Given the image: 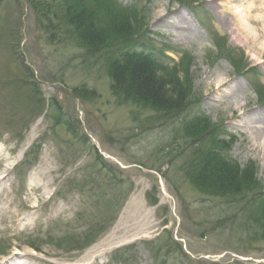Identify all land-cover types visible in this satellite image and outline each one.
<instances>
[{"label":"rangeland","instance_id":"1","mask_svg":"<svg viewBox=\"0 0 264 264\" xmlns=\"http://www.w3.org/2000/svg\"><path fill=\"white\" fill-rule=\"evenodd\" d=\"M190 1L98 3L101 16L131 19L136 49L188 80V109L161 118L112 92L124 45L92 52L44 31L42 0H0V149L14 213L0 223L1 260L24 249L48 264H264V243L238 218L247 204L203 195L188 175L204 150L226 146L241 167L255 164L264 191V0ZM193 120L206 132H187Z\"/></svg>","mask_w":264,"mask_h":264},{"label":"trees","instance_id":"2","mask_svg":"<svg viewBox=\"0 0 264 264\" xmlns=\"http://www.w3.org/2000/svg\"><path fill=\"white\" fill-rule=\"evenodd\" d=\"M87 1L89 0H42L41 3H33L36 4V11L40 9V13H37L38 23L48 35L64 33L79 46L92 52H101L118 45L125 46L114 52V58L110 62L109 75L114 95L150 109L161 118L166 115L176 117L184 113L189 107L186 97L189 85L183 72L169 68L154 53L134 47L133 37L138 30L130 18L116 12L113 15L109 12L110 8H106L108 10L101 16L97 10L98 3L102 0L90 1L95 5L94 9L92 5H87ZM175 1L184 5L192 3L190 0ZM59 40L60 38H56V41ZM228 58L237 69L242 67L243 61L235 60L232 53ZM194 121L186 123V131L199 129L200 133H205L208 124L194 127ZM229 150L230 147L219 145L204 150L202 159L195 161V168L188 175L192 184L203 195L211 198L220 196L247 204L238 215L241 226L251 225L255 229L251 242L264 243V191L256 180L255 164L241 167L229 157ZM92 233L95 234L94 231ZM91 238L92 234L87 235L88 240ZM127 253L131 252H118L122 256ZM127 261L120 263L116 258L114 260L115 264H127Z\"/></svg>","mask_w":264,"mask_h":264},{"label":"bare ground","instance_id":"3","mask_svg":"<svg viewBox=\"0 0 264 264\" xmlns=\"http://www.w3.org/2000/svg\"><path fill=\"white\" fill-rule=\"evenodd\" d=\"M163 17H165V16H160L159 20H162ZM174 23L175 24H173V25L176 26L174 28H176L180 31L181 38H186L185 34L187 33V30H188V28H186L184 26L186 21L184 22L183 18L180 15H177V21L175 22V20H174ZM240 25H242L241 22H240ZM245 28L247 29L246 26H245ZM189 31L191 32V34H193V32H194L192 28H189ZM259 121H260L259 119H256V123H259ZM256 133L259 134L260 131L257 130ZM7 150L8 149H0V223L3 222L4 220L8 219L7 217L14 215V213L12 212L10 201L8 200V196H7L8 194H7L6 186H5V181L8 178L9 173L4 170L6 158L3 155V153L4 152L6 153ZM8 152H10V150H8ZM34 191L36 192L35 189H33V192ZM28 193H30V191ZM29 200H30V197H29ZM15 222H16V226H18V225L19 226H26V225H28L29 220L26 217L18 218V219L15 218ZM148 228L149 229L152 228V225H150V223L148 225ZM0 254H2V253H0ZM8 254L9 253H7L5 251V253L2 255L7 256ZM90 256H91V253H90ZM36 262H38L40 264H48V262L38 259L36 257V255L34 253H32L31 251H27L24 249H22L20 252L10 253V255L5 259H2V260L0 259V264H36Z\"/></svg>","mask_w":264,"mask_h":264}]
</instances>
